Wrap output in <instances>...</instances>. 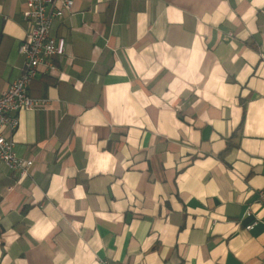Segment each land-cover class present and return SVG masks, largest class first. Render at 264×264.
<instances>
[{
    "label": "crops",
    "instance_id": "0c3cea01",
    "mask_svg": "<svg viewBox=\"0 0 264 264\" xmlns=\"http://www.w3.org/2000/svg\"><path fill=\"white\" fill-rule=\"evenodd\" d=\"M25 6L0 0V93ZM51 33L48 103L11 133L33 164L0 162V264H264V0H74Z\"/></svg>",
    "mask_w": 264,
    "mask_h": 264
},
{
    "label": "built area",
    "instance_id": "2783aa9c",
    "mask_svg": "<svg viewBox=\"0 0 264 264\" xmlns=\"http://www.w3.org/2000/svg\"><path fill=\"white\" fill-rule=\"evenodd\" d=\"M73 2L74 0H26V6L21 12L26 31L18 51L25 57L24 67L8 88L0 93V162L18 178L29 174L33 160L21 157L15 149L11 133L19 124L17 112L21 108L40 109L48 103L47 98L30 96L28 88L39 69L45 72L57 69L54 56L63 52L64 47L57 45L51 29L55 21L71 12ZM257 200L264 208V189L257 191ZM244 216L253 217L245 225L246 229H252L258 223L259 219L253 215L250 207H247ZM99 264L109 262L107 259H100Z\"/></svg>",
    "mask_w": 264,
    "mask_h": 264
},
{
    "label": "trees",
    "instance_id": "16d2710c",
    "mask_svg": "<svg viewBox=\"0 0 264 264\" xmlns=\"http://www.w3.org/2000/svg\"><path fill=\"white\" fill-rule=\"evenodd\" d=\"M227 149H228V148H227ZM227 149H226V150H227Z\"/></svg>",
    "mask_w": 264,
    "mask_h": 264
}]
</instances>
